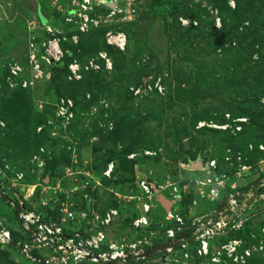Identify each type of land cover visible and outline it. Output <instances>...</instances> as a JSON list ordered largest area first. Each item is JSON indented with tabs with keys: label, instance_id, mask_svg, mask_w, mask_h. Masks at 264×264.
Segmentation results:
<instances>
[{
	"label": "rangeland",
	"instance_id": "374dc122",
	"mask_svg": "<svg viewBox=\"0 0 264 264\" xmlns=\"http://www.w3.org/2000/svg\"><path fill=\"white\" fill-rule=\"evenodd\" d=\"M41 1L36 11L32 0H0V165L23 172V182L35 187L30 205L36 212L62 221L65 209L71 210L76 219L64 223L77 227L83 213L116 208L120 218L110 234L119 237L129 223L124 214L138 209L141 175L160 184L187 183L184 206L193 205L194 212L206 211L212 201L199 196L195 181L207 177L208 169L196 170L191 162L216 158L219 168L211 175L239 185L264 175V150L258 148L264 126L248 116L255 102L264 104V45L254 39V32L264 39V0H122L124 11L114 20L85 32L75 29L78 23L65 25L51 0ZM72 1L62 3L73 6ZM105 8L95 11L107 13ZM52 15L67 37L65 57L84 66L107 52L112 68H83V78L71 80L65 58L42 63V75L33 72L31 43L45 39L39 23L45 26ZM109 31L126 34L124 48L108 44ZM15 65L20 71L13 76ZM15 88L23 90L22 100ZM62 99L73 100L68 117L59 113ZM238 117L247 121L236 132L198 131L221 129L215 125ZM24 119L31 121L26 127ZM227 155L236 163L226 161ZM8 190L13 197L26 193ZM12 209L0 196V221L19 230ZM263 225L264 210H255L238 235L252 248L245 264H264V252L253 248L264 240ZM0 264L40 263L12 249ZM196 264L214 263L198 258Z\"/></svg>",
	"mask_w": 264,
	"mask_h": 264
},
{
	"label": "built area",
	"instance_id": "2783aa9c",
	"mask_svg": "<svg viewBox=\"0 0 264 264\" xmlns=\"http://www.w3.org/2000/svg\"><path fill=\"white\" fill-rule=\"evenodd\" d=\"M72 2L75 5L68 4L66 7L62 0H51L52 8L61 13L65 25L78 23L79 26L75 29L81 32L99 27L102 22L114 20L117 13L124 11L120 7L122 0ZM109 3L115 5L110 6ZM96 6L106 7L108 12L97 13ZM92 12L95 13L94 16L91 15ZM49 21L45 26L39 23L45 39L35 47V43H31L33 46L29 53V62L33 72H38V76L43 72L42 63H61L67 51L62 44L63 39L67 40V37L61 35L63 29L54 21L53 15ZM107 42L122 49L126 45L127 36L121 31H109ZM95 60H88L84 66L78 59L70 61L69 78L81 80L83 68L98 70L103 67L111 69L113 66L112 58L107 52H100L98 61ZM19 71L20 67L16 65L11 69L13 76ZM10 80L12 82V78ZM26 84L24 81L23 85ZM71 107L72 99H62L58 104L59 113L68 117ZM245 121L247 118L238 117L234 119V123L225 122L215 126L224 130L231 127L236 132L242 129ZM258 148L264 150V144H259ZM232 158V155H227L225 160L231 164L236 163V158L243 160L241 152L235 159ZM201 163L202 167L196 170L208 169V176L195 181L201 185L197 189L199 196L211 199L212 205L209 209L194 212L193 205H183V196L189 190L187 183L160 184L141 175L137 179L140 192L138 214L119 237L110 234L111 227L120 218V212L116 208H109L101 214L96 211L90 215L83 213L77 227L64 223L66 219H76L74 212L68 209H65L66 217L62 221L45 220L42 214L29 209L25 204V200L34 195L35 187L23 182L24 173L18 171L11 176L7 172L8 166L5 168L0 165V195H7L6 189L18 188L19 192H26L22 198L17 197L14 200L11 197L9 201L17 208L20 228L14 230L20 232L18 239H15L14 231L0 221V252L13 245L30 260L44 264H196L198 258L209 259L214 264H245L248 256L252 254V248L244 246L243 239L237 233L244 228L252 212L264 210V175H259L250 185H239L238 181L228 183L230 177H223L225 175L220 176L215 172L211 175L219 168L216 158L206 163L201 160ZM240 165L243 169L251 168L242 163ZM161 197L173 201V204L169 210L161 206L162 218L157 220L155 211ZM197 204L198 200H194V205ZM261 232L264 234V225ZM163 243L171 245L147 255L149 250ZM253 248L264 252V240Z\"/></svg>",
	"mask_w": 264,
	"mask_h": 264
},
{
	"label": "trees",
	"instance_id": "16d2710c",
	"mask_svg": "<svg viewBox=\"0 0 264 264\" xmlns=\"http://www.w3.org/2000/svg\"><path fill=\"white\" fill-rule=\"evenodd\" d=\"M39 1V4H40V6L42 5V1L41 0H38ZM40 8V7H39ZM43 8V7H42ZM106 9V8H105ZM47 14V13H46ZM242 15H240L241 16V18H243L244 16H246V13L244 12V13H241ZM47 16H48V14H47ZM49 18V17H48ZM242 19H240L239 20V22L241 21ZM261 20V19H260ZM249 32H250V30H248V33L247 34H249ZM254 39H255V42H259V44H263L264 45V39L263 38H260V36L258 35V34H256L255 32H254ZM64 46V45H63ZM111 47H113V46H111ZM111 47H108V48H110V50H113V48H111ZM115 48V47H114ZM65 58H67V59H69V62L70 61H72V58H71V56H70V54H68L67 55V57H64V59ZM69 62L67 63V67H68V64H69ZM115 66H117V64H115ZM0 83H3V81H2V79H0ZM8 85H9V82H6ZM11 83V82H10ZM4 84V83H3ZM85 84V85H84ZM82 86L84 87V86H86L87 88L88 87H95V84H90V83H83L82 84ZM96 86H98V83H97V85ZM14 90H16V88L14 89ZM17 91V94L16 95H18V98L20 99V100H22V97H21V95H20V93L21 92H19V91H23V90H16ZM253 106H254V112L255 113H248L249 115L248 116H250V117H252V122H254L258 127H262L263 128V126L264 125H261V123H260V119H264V104H262V103H259V102H255L254 104H253ZM195 122V124L197 123V119L194 121ZM31 123V121L30 120H28V119H24V121H22V124H24V126L26 127L27 125H29ZM223 129H215V128H212V127H209V126H204V127H202V128H200V129H198V131L199 132H201L202 134H205V133H209V132H212V131H215V132H220V131H222ZM21 138L22 139H24V138H26L25 137V135H21ZM204 144H206V142L204 143ZM7 172L9 173V170L7 169ZM13 172V173H12ZM17 171L16 170H12L11 171V173H9V175H11V176H14L15 175V173H16ZM46 173H45V175H48L49 174V169H47V171H45ZM47 178V176L46 177H44V181H45V179ZM24 180H25V178H24ZM40 187H41V185H40ZM6 190H8V189H6ZM13 190H16V191H19V189L18 188H16V189H13ZM9 191V190H8ZM1 197H2V199H3V201L7 204V205H9L10 207H12L13 209H12V211L14 212V216L15 217H17V208H14L12 205H11V203L7 200V199H5L2 195H0ZM7 196L8 197H12L14 200H17L18 198L17 197H13V196H11V195H9V194H7ZM22 198V197H21ZM184 198H185V196H183V200H184ZM31 199V198H30ZM30 199H26L25 200V204L27 205V207L29 208V209H34L31 205H30ZM161 202V201H160ZM159 201H157V204H158V209H156L157 211H155L156 212V219L157 220H160L161 218H159V216H160V210H159V208H161L162 209V207L161 206H163V204H161ZM183 205H184V201H183ZM105 211H103L102 213H104ZM125 214H127V212L125 213ZM124 214V216H126V221L127 222H129L130 223V221L133 219V217H135L137 214H138V211L137 210H135L134 209V212H133V214L132 215H129V214H127V215H125ZM44 215V214H43ZM42 215V216H43ZM43 218L45 219V220H53V219H51V218H48V217H46L45 215L43 216ZM129 223H127L128 225H129ZM127 225V226H128ZM155 227V225L153 226V228ZM12 229V228H11ZM13 231H14V236H15V239H18V236L20 235V232H16L14 229H12ZM241 231H243V230H241ZM240 231V232H241ZM239 232V233H240ZM239 233H237V235H239ZM19 250V248L18 247H16V246H13V245H10V248L9 249H5V250H2L1 252H0V258H2V257H4V256H6V255H9V253H11V250ZM36 262V261H35ZM260 261H255V263H257V264H263V263H259ZM36 263H40V264H44V263H42V262H36Z\"/></svg>",
	"mask_w": 264,
	"mask_h": 264
},
{
	"label": "water",
	"instance_id": "95a60500",
	"mask_svg": "<svg viewBox=\"0 0 264 264\" xmlns=\"http://www.w3.org/2000/svg\"><path fill=\"white\" fill-rule=\"evenodd\" d=\"M32 1H33V4H34V9H35L36 11H38V10H39V7H40L39 1H38V0H32ZM109 5H110V6H114L115 3H109ZM190 166H191L192 168H194V169H199V168H201V167H202L201 160L198 159V160L195 161V162H194V161L191 162V163H190ZM2 196H3L5 199H7L8 201L11 200V198L8 197V196L5 195V194H3ZM160 201L162 202L163 206H164L167 210H169V209L171 208L172 204H173V201H169V200L166 199L165 197H161V198H160ZM14 245H16V242H14ZM170 245H171V243H163V244L157 245V246L154 247L153 249L149 250V251L147 252V255H150V254L153 253V252H157V251H159V250L165 249V248L169 247Z\"/></svg>",
	"mask_w": 264,
	"mask_h": 264
}]
</instances>
